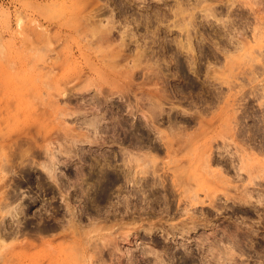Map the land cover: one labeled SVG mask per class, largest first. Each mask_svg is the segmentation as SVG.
Returning a JSON list of instances; mask_svg holds the SVG:
<instances>
[{
	"label": "rangeland",
	"instance_id": "rangeland-1",
	"mask_svg": "<svg viewBox=\"0 0 264 264\" xmlns=\"http://www.w3.org/2000/svg\"><path fill=\"white\" fill-rule=\"evenodd\" d=\"M0 264H264V0H0Z\"/></svg>",
	"mask_w": 264,
	"mask_h": 264
},
{
	"label": "flooded vegetation",
	"instance_id": "flooded-vegetation-1",
	"mask_svg": "<svg viewBox=\"0 0 264 264\" xmlns=\"http://www.w3.org/2000/svg\"><path fill=\"white\" fill-rule=\"evenodd\" d=\"M115 191H116V189H112V191L111 190L108 191V194L109 195H115L116 194ZM97 195L102 197V198L98 199L97 203H100L101 201H104V197L106 196V190L104 188L101 189V190H98ZM90 209H91L90 208V202L87 199L85 201V204H84V210H85L86 214L90 213Z\"/></svg>",
	"mask_w": 264,
	"mask_h": 264
},
{
	"label": "bare ground",
	"instance_id": "bare-ground-1",
	"mask_svg": "<svg viewBox=\"0 0 264 264\" xmlns=\"http://www.w3.org/2000/svg\"><path fill=\"white\" fill-rule=\"evenodd\" d=\"M47 152V151H46ZM25 155V154H24ZM198 163V162H197ZM200 166V165H199ZM200 168V167H199ZM48 170H50V168L48 167ZM200 171H201V169H200ZM212 172V171H211ZM216 174H218L219 176L221 175V172H219V170H218V173H216ZM223 174V173H222ZM221 181V180H220ZM210 183V182H209ZM105 186V185H104ZM107 187V186H106ZM190 190V189H189ZM2 200H5L6 198H5V196H4V198H1ZM16 210V209H15ZM13 216V215H12ZM15 216V215H14Z\"/></svg>",
	"mask_w": 264,
	"mask_h": 264
}]
</instances>
